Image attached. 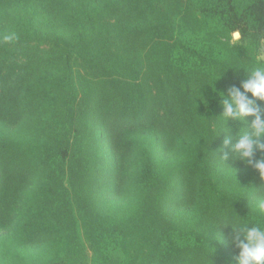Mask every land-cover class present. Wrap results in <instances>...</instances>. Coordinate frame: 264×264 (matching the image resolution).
I'll return each instance as SVG.
<instances>
[{"label": "trees", "instance_id": "1", "mask_svg": "<svg viewBox=\"0 0 264 264\" xmlns=\"http://www.w3.org/2000/svg\"><path fill=\"white\" fill-rule=\"evenodd\" d=\"M10 31L0 264H235L218 221L246 215L233 195L264 182L223 164L211 116L247 78L229 66L261 57L264 0H0ZM233 31L240 45L225 49Z\"/></svg>", "mask_w": 264, "mask_h": 264}, {"label": "clouds", "instance_id": "2", "mask_svg": "<svg viewBox=\"0 0 264 264\" xmlns=\"http://www.w3.org/2000/svg\"><path fill=\"white\" fill-rule=\"evenodd\" d=\"M18 39L15 31L0 32V45L14 44ZM240 42L241 33L233 31L222 43L225 49L234 50ZM229 67L243 69L247 78L241 81L240 88L231 86L226 94L218 93L222 112L211 116V126L215 129L214 136L225 134L223 144L228 146V152L220 159L226 165L224 162L230 154L232 159H238L255 169L260 181L264 182V108L255 103L256 100L264 102V58L256 57L247 63L237 62ZM247 117H252L250 122ZM228 119L242 125L234 135H229L230 130L225 126ZM257 153L261 155L257 157ZM240 187L243 190L236 192L231 202L237 197H247L249 211L246 215H238L234 211L233 220L218 222L231 229L230 242L238 249L235 264H264V183L258 187ZM218 222H210L208 226ZM219 238L217 234L216 239ZM209 250L210 254L212 250ZM207 260L210 261L209 255Z\"/></svg>", "mask_w": 264, "mask_h": 264}, {"label": "rangeland", "instance_id": "3", "mask_svg": "<svg viewBox=\"0 0 264 264\" xmlns=\"http://www.w3.org/2000/svg\"><path fill=\"white\" fill-rule=\"evenodd\" d=\"M42 50L47 52V51H49L50 49L47 48V46H42ZM261 57L264 58V49H263V52H262V54H261Z\"/></svg>", "mask_w": 264, "mask_h": 264}]
</instances>
